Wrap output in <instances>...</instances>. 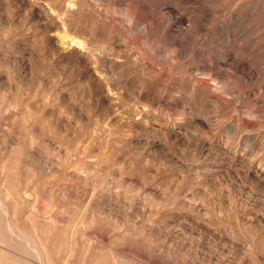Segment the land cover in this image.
I'll use <instances>...</instances> for the list:
<instances>
[{
    "label": "rangeland",
    "instance_id": "1",
    "mask_svg": "<svg viewBox=\"0 0 264 264\" xmlns=\"http://www.w3.org/2000/svg\"><path fill=\"white\" fill-rule=\"evenodd\" d=\"M136 1L0 0V262L264 264V0Z\"/></svg>",
    "mask_w": 264,
    "mask_h": 264
},
{
    "label": "bare ground",
    "instance_id": "2",
    "mask_svg": "<svg viewBox=\"0 0 264 264\" xmlns=\"http://www.w3.org/2000/svg\"><path fill=\"white\" fill-rule=\"evenodd\" d=\"M135 2H137L136 0H135ZM135 2H133L134 4H135ZM138 3V2H137ZM140 7V6H139ZM142 7V6H141ZM142 9V8H141ZM140 9V10H141ZM142 12V11H141ZM144 12H145V10H144ZM165 12V11H164ZM153 16H154V14H153ZM153 16H152V18H153ZM128 18V17H127ZM165 14L164 13H162L161 11H160V14L157 16V17H155V18H153V20H154V22L155 23H157V22H164L165 21ZM151 19V18H150ZM129 21H130V23H131V19H128ZM153 22V21H152ZM129 23V24H130ZM180 23V22H179ZM154 24V23H153ZM159 24V23H158ZM132 25V24H131ZM136 25V24H135ZM155 25H157V24H155ZM161 25V24H160ZM149 26V25H148ZM169 26V25H168ZM156 27V26H155ZM171 27V26H170ZM126 28V27H125ZM134 28V27H133ZM138 28V27H137ZM145 28V27H144ZM172 28V27H171ZM184 31V30H183ZM167 35V34H166ZM174 35V34H173ZM172 35V36H173ZM171 36V35H170ZM166 37V36H165ZM171 38V37H170ZM165 39V38H164ZM173 39H174V37H173ZM208 83V82H207ZM206 83V84H207ZM6 207V206H5ZM4 209V208H3ZM4 211H5V209H4ZM4 211H2V213L4 212ZM7 211V210H6ZM8 212V211H7ZM1 213V212H0ZM5 213V212H4ZM3 213V214H4ZM6 214V213H5ZM8 215H11V214H8ZM12 216V215H11ZM10 216V217H11ZM1 217H3V216H1ZM4 218V217H3ZM2 218V219H3ZM5 220V219H4ZM4 220H2V222L4 221ZM1 224V223H0ZM22 229V228H21ZM23 230V229H22ZM7 233H9V234H12V235H14V236H16V237H23L22 235H23V233H22V231L20 230V228L16 225V223H15V221L14 220H10V218L9 217H7V220H6V222H4V224H2V226L0 225V238H3V239H6V237H8L6 234ZM11 236V235H10ZM26 237V235L24 236V238ZM39 237V236H38ZM15 238V237H14ZM11 239V238H10ZM20 239V238H19ZM14 240V239H13ZM21 240V239H20ZM43 240V239H42ZM41 240V241H42ZM25 241V240H24ZM35 241V240H34ZM11 242V241H10ZM44 242V241H43ZM42 242V243H43ZM8 244H9V241H8ZM28 246V245H27ZM29 247V246H28ZM33 247V246H32ZM32 253H34V256L36 255L39 259H41V260H44L45 261V263L47 262V264H49V261L47 260V249H46V246L45 245H43V244H41V243H38V244H35V247L32 249ZM51 257V256H50ZM49 257V258H50ZM3 259V258H2ZM52 259V258H51ZM11 260V259H10ZM120 260V259H119ZM68 261V260H67ZM117 261H118V259H117ZM116 261V262H117ZM6 263V262H5ZM31 263V262H30ZM30 263H27V262H25V261H21V260H17V259H15L14 260V262L12 263V264H30ZM71 263V262H70ZM94 263V262H93ZM0 264H4L3 262H0ZM126 264V263H125Z\"/></svg>",
    "mask_w": 264,
    "mask_h": 264
}]
</instances>
